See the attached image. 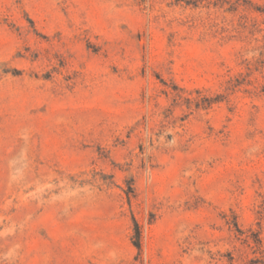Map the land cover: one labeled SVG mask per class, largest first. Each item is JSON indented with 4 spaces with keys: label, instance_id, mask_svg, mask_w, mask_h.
Masks as SVG:
<instances>
[{
    "label": "rangeland",
    "instance_id": "1",
    "mask_svg": "<svg viewBox=\"0 0 264 264\" xmlns=\"http://www.w3.org/2000/svg\"><path fill=\"white\" fill-rule=\"evenodd\" d=\"M0 264H264V0H0Z\"/></svg>",
    "mask_w": 264,
    "mask_h": 264
}]
</instances>
